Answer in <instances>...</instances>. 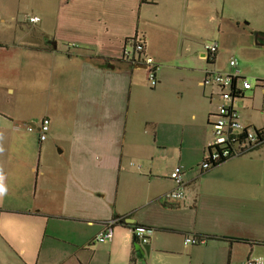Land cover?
<instances>
[{
  "label": "crops",
  "instance_id": "crops-1",
  "mask_svg": "<svg viewBox=\"0 0 264 264\" xmlns=\"http://www.w3.org/2000/svg\"><path fill=\"white\" fill-rule=\"evenodd\" d=\"M207 1L219 0H0V264H245L258 253L264 144L204 171L220 97L202 82L208 69L230 73L231 59L263 80L264 30L214 25L209 65L201 36L217 6ZM135 37L160 66L154 89L123 61ZM233 108L244 127H264V89ZM45 118L41 142L28 126ZM177 167L185 198L168 203ZM122 218L148 228L149 242L123 224L96 242Z\"/></svg>",
  "mask_w": 264,
  "mask_h": 264
},
{
  "label": "built area",
  "instance_id": "built-area-1",
  "mask_svg": "<svg viewBox=\"0 0 264 264\" xmlns=\"http://www.w3.org/2000/svg\"><path fill=\"white\" fill-rule=\"evenodd\" d=\"M40 19L37 17L30 18L31 23H36ZM145 42L135 37L127 41L123 51V61L132 66H143L147 71V80L151 88H156L159 84L157 73L160 66L145 53ZM204 59L209 63L214 61L219 45L217 42L207 43L204 47ZM230 73H222L208 69L205 72V77L202 82L204 87L215 86L219 90L220 104L215 114L213 127V139L207 147V155L204 159L201 168L204 171L210 170L216 163L222 160H230L246 154L247 152L264 144V127L259 129H250L244 127L238 117V113L233 108L234 101L240 98L243 93L259 87L264 89V80L257 79L255 83L248 81L247 77L242 75L239 69L237 59H231ZM50 121L45 118L39 126H28V130L39 132L41 142L47 139L49 132ZM184 171L181 167H177L171 173V180L175 184L174 190L167 193L163 200L168 203H180L185 198V181ZM121 224V220H112L106 223L104 232L97 236L96 242L109 243L113 239L114 228ZM132 233L139 242L147 244L149 242L150 230L146 227L136 226L131 228ZM185 245L201 246L207 243L206 238L186 237ZM245 264H264L261 259H250Z\"/></svg>",
  "mask_w": 264,
  "mask_h": 264
},
{
  "label": "rangeland",
  "instance_id": "rangeland-1",
  "mask_svg": "<svg viewBox=\"0 0 264 264\" xmlns=\"http://www.w3.org/2000/svg\"><path fill=\"white\" fill-rule=\"evenodd\" d=\"M205 3L206 1H202L203 15L205 12L204 9ZM207 3L212 6V11H211L212 13L214 12V4L217 6L216 7L217 18L214 22L209 24L210 26H212L209 32H206L204 28L202 29L201 39L203 43L214 42L215 40L214 37H216V34L218 36V32L214 31L213 29L214 25L224 26V25H230L231 22L232 23L239 22L243 27H245V24L250 22L251 20L252 23L255 26H257V28H261L264 30V0H227V1L219 0V1H207ZM222 9H225L223 15H222ZM242 54H243L242 58H244V62H247V60L253 57L252 52L249 48L243 49ZM238 61L241 63L240 60ZM199 63L201 62L196 61V64ZM183 75L184 76L186 75V77H191V76L194 77L193 74L190 75L187 74L186 72H183ZM246 76L248 81L251 83H255L257 80L256 77L251 76L249 73ZM257 91H262V90L258 89ZM257 252L258 253H255L252 256V258L253 259L262 258L264 260V243H262L261 246L257 248Z\"/></svg>",
  "mask_w": 264,
  "mask_h": 264
},
{
  "label": "trees",
  "instance_id": "trees-1",
  "mask_svg": "<svg viewBox=\"0 0 264 264\" xmlns=\"http://www.w3.org/2000/svg\"><path fill=\"white\" fill-rule=\"evenodd\" d=\"M129 40H130V39H129ZM129 40H128V41H129ZM215 60H216V57H215L214 61L209 62L208 64H209V65H214V64H215ZM105 63L108 64L109 61H105ZM226 161H227V160H222L221 162L216 163L213 167H217V166H219V165L225 163ZM120 220H121V225L123 224V225L131 226V225H128V224L125 222V219L122 218V219H120ZM133 227H136V225L131 226V228H133ZM234 241H237V242H245V243H247V241H241V240H234Z\"/></svg>",
  "mask_w": 264,
  "mask_h": 264
},
{
  "label": "clouds",
  "instance_id": "clouds-1",
  "mask_svg": "<svg viewBox=\"0 0 264 264\" xmlns=\"http://www.w3.org/2000/svg\"><path fill=\"white\" fill-rule=\"evenodd\" d=\"M6 193V188L3 185V176L0 175V196L4 195Z\"/></svg>",
  "mask_w": 264,
  "mask_h": 264
},
{
  "label": "water",
  "instance_id": "water-1",
  "mask_svg": "<svg viewBox=\"0 0 264 264\" xmlns=\"http://www.w3.org/2000/svg\"><path fill=\"white\" fill-rule=\"evenodd\" d=\"M140 68H141V67H140ZM127 223L132 224L133 221L129 219V220H127ZM138 248H139V246H138Z\"/></svg>",
  "mask_w": 264,
  "mask_h": 264
}]
</instances>
